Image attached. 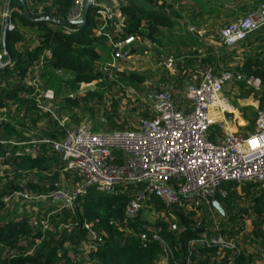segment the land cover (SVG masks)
Masks as SVG:
<instances>
[{
	"label": "trees",
	"instance_id": "1",
	"mask_svg": "<svg viewBox=\"0 0 264 264\" xmlns=\"http://www.w3.org/2000/svg\"><path fill=\"white\" fill-rule=\"evenodd\" d=\"M213 1L211 13L216 6L218 12H230L227 18L229 15L257 10L264 3V0ZM26 2L34 19L49 16L68 20L75 0ZM198 3L203 5L202 0H118L117 11L123 24L116 30L114 39L120 41L131 36L140 37L143 45L140 50H134V56L156 52L162 61L173 57V72L165 65L162 67L160 81L164 85H151L149 89L169 87L174 103L179 108L183 104L181 101L186 85L209 68L216 74L235 70L246 79H260V92L249 88L245 81L238 83L241 94H253L258 102L253 120L255 123L260 113H264V50H261L264 48L262 46L260 52L246 53L241 62L231 69L228 66L231 53L226 51L223 55H216V52H221L220 46H203L200 42H185L182 45L177 42L183 39L177 38L178 30L184 27L181 21L183 14L192 12V8L197 9ZM7 9L12 29L7 33V55L4 56L9 64L0 70V264H159L162 256L166 255L162 242L169 250L170 264H251L264 259L263 250L249 253L246 249L252 236L264 242V189L255 184H244L243 187L248 188L244 194L237 190V185L229 184L226 186L228 198L219 200L225 215H218L232 221L236 215L241 219L245 217L251 221L252 227L251 231H245L246 222L241 228L232 227L231 223L221 227L222 235L233 239L242 248L239 255L231 251L224 252L225 259H222L216 247L199 241L205 233L208 238L217 234L212 228L213 222L204 211L200 214L196 210L176 208L177 232L170 230L171 224L175 222L173 219H157L151 224L152 231L143 227L144 221L141 220L125 223L126 208L139 191L138 186L123 185L111 195L97 194L98 191L93 189L80 199V211H57L51 205L47 210L37 208L30 213L28 206L23 204L22 211L16 213L15 200L6 202L7 196L20 193L33 197L50 196L59 191L62 181L77 180L75 172L64 171L61 155L54 151L52 145L40 142L34 154L23 152L22 155L20 150L25 151L30 147L26 143L34 139L60 141L65 138L69 127L78 126L87 118L99 123L94 126L97 133L135 130L136 124L121 115L120 107L125 95L122 84L125 87L132 85L143 93V88L148 87L150 70L143 74L118 71L116 79H110L102 71L103 63L110 59L111 48L107 38L96 33L99 23L95 8L91 9L84 26L31 22L24 17L20 0H0L2 14ZM193 13L198 16L197 11ZM2 29L0 21V54L4 53ZM255 34V40L263 43L264 28ZM47 51L52 56L45 57L41 64V58ZM94 83V90L80 93L83 85ZM46 90L54 91L57 99H64V105L72 118L71 126H61L48 107L41 108L38 99ZM136 96H129L131 101L128 105L141 119L150 118L148 109ZM98 115L103 118L98 119ZM41 120L44 125L34 135V131L38 132L37 123ZM216 135L220 138L225 136L217 130L211 139L215 140ZM12 142L26 145L18 146ZM114 155L119 164L125 162L120 151L114 152ZM149 203H155L159 206L158 211H161L159 200L154 199ZM46 219L49 226L43 232L42 222ZM85 222L102 238L93 258L85 253L83 245L88 240ZM143 231L150 238L156 233L159 239H151L148 244H143L139 239ZM236 234H241L242 238Z\"/></svg>",
	"mask_w": 264,
	"mask_h": 264
},
{
	"label": "built area",
	"instance_id": "2",
	"mask_svg": "<svg viewBox=\"0 0 264 264\" xmlns=\"http://www.w3.org/2000/svg\"><path fill=\"white\" fill-rule=\"evenodd\" d=\"M84 2L75 0L69 20L82 19ZM93 8L99 23L96 33L107 38L111 48L110 59L103 63L102 71L110 79H116V72L121 71L120 64L134 57V50H140L143 44L138 36L115 41V32L123 20L104 0H94ZM263 28L264 3L257 10L226 25L219 33V43L227 50L232 49ZM216 55L219 56V52ZM4 56V53L0 54V63L9 64ZM51 56L52 53L47 51L41 58V64L45 57ZM164 65L173 71V57L166 60ZM196 80L198 83H188L185 87L189 107H177L169 87L152 89L147 97L141 98L151 117L140 119L133 131L97 133L92 124L82 122L78 126L69 127L65 138L60 141L34 139L26 143L30 147L25 151L20 150L22 155L23 152L34 154L40 142L52 145L54 151L61 155L65 164L64 171L75 172L77 180L62 181L59 191L50 196L33 197L20 193L7 196L6 202L15 200L16 213L22 211L23 204L33 205L29 211L31 213L39 208L36 204L46 201L55 206L57 211H80V199L93 189L111 195L123 185L138 186L139 191L126 208L125 223L141 220L148 223L145 227L152 231L151 224L157 219H173L175 222L171 224L170 230L177 232L176 208L196 210L200 214L204 211L211 216L217 234L208 238L205 233L199 241L216 247L222 259H225L226 251L239 255L242 248L238 243L222 235L217 220L221 212L214 205L219 202L223 207L219 200L228 198L226 186L229 184H235L238 188L244 184H255L264 189V113H260L253 131L241 134L229 132L228 122L236 121V113L232 103L223 96V89L226 85L245 81L249 88L260 92L262 82L254 77L246 79L235 70L216 74L212 68L202 71ZM55 98L54 91L46 90L40 94L38 103L41 108H45ZM53 114L61 126L68 125L67 118ZM217 130L225 136L220 138L216 135L215 140H212L211 136ZM116 151L121 152L125 160L123 164L118 163L114 155ZM154 199L161 202V211H158V205L149 203ZM16 204L20 210L15 209ZM48 226L49 221L46 219L42 222L43 232ZM84 227L88 232V240L83 242L85 253L93 258L102 238L92 230L88 222H85ZM139 239L143 244H148L151 239L159 238L156 233L150 238L143 231ZM162 244L166 255L162 256L160 262L170 264L169 250L164 242ZM251 264L264 263L256 261Z\"/></svg>",
	"mask_w": 264,
	"mask_h": 264
},
{
	"label": "rangeland",
	"instance_id": "3",
	"mask_svg": "<svg viewBox=\"0 0 264 264\" xmlns=\"http://www.w3.org/2000/svg\"><path fill=\"white\" fill-rule=\"evenodd\" d=\"M202 2H203V5L198 3V5L196 7L197 9H195V8L191 9L193 11L194 10L197 11L198 16H195L193 11L188 12V14L183 15V19L181 21L185 25V27L177 33V38L182 37L183 39L176 40L177 42H180L181 44L185 43V42H192L194 44H197V42H196L197 37L196 36H198L200 24L202 26L206 25V24H210L209 27L210 26L211 27L216 26L220 29L221 28L223 29L226 25L233 22L234 19H236L238 16V14L234 15V16L229 15L230 17L227 18L226 15L230 14V12L225 13V10H221L218 12V11H216L217 10L216 6H214L213 13H211L212 10H211L210 6L213 4L214 1L213 0H202ZM115 11H117V7H115ZM118 14H119V11H117V15ZM119 16H120V14L118 15V17ZM182 45H184V44H182ZM261 50H264V49H261ZM259 52H260V50H259ZM156 55H157L156 52L155 53L149 52L147 54H146V52H144L142 56L131 57L126 62H122L120 64V70L121 71H124V70L137 71V72L143 74V73L147 72L148 70H150L149 82L147 83L148 85H146L148 87L143 88L144 94L142 92H140L139 90H137L136 87H132V85H130V86L127 85V87H125L124 83L122 84L123 89L125 90V93H124L125 95L123 96V101L121 102V107H120L121 115L124 118H126V120L133 121L132 122L133 124H137L140 121L141 117H138L137 112L134 113L132 111V108L128 105L129 101H131V99H129L131 97H129V96H131V94H134V95H137V98L143 99L144 97H147V94H149L151 92L153 87H157V86L159 87L160 85H164V83L161 82L160 79L163 76L162 67H164L165 61H162ZM262 55H264V51H263ZM171 72H173V71H171ZM154 84H156V85H154ZM151 85H153V87L151 89H149ZM95 88H96V83L91 84V85H83L81 90H80L81 91L80 93L83 94V93H86L90 90H94ZM163 88H165V87H163ZM184 90H185V88H184ZM182 93H183V91H182ZM223 93L226 95V97L229 98L230 102L243 114L242 116L247 121V123H250V127H249L250 131H253L254 130V124H255V123H253V120L256 117V112H257V108H258V102L255 101L253 94L248 95V96H246V95L244 96V94H241L240 85H238V84L226 85L223 89ZM243 98L244 99H251V101L253 100L256 108H251V107L242 108V105H244L246 103V101H244ZM136 99H133L132 101H134ZM181 102H187L185 97H184L183 101H181ZM64 103H65V101L63 98H59V99L56 98L52 103L47 104L46 106H49L50 110L52 112L56 113L59 116V118H67L68 119L67 124H68V126H71L72 118L70 116V113L67 111ZM182 105H185V104H182ZM144 108H145V105H144ZM244 109L247 112L243 111ZM101 118H103V117L101 115H98V119H101ZM82 122L92 124L93 128H94V126L99 124L98 122L94 121L91 118H87V119L83 120ZM42 124H43V120L39 121L38 128H37L38 131L41 130L40 128H42V126H41ZM240 191L242 194H244L245 191L248 192V188H244L243 186H241ZM99 193L100 192H98L97 194H99ZM28 206H29V211H31L33 205L28 204ZM36 206H38L39 208H42L43 210H47L51 205L46 201V202H40V203L36 204ZM15 209L20 210V206L18 204H16ZM235 212H237V211H235ZM205 214L213 222L211 216L207 212H205ZM231 216H235V215L231 214ZM242 219L239 218L237 215L234 217L233 221L230 220L228 217H222L220 215L217 216V220L220 223L221 227H223V226L227 227V225L229 223H231L232 227L241 228L242 226H244V223L246 222L245 226H244L245 231H248V230L251 231L252 230L251 221L246 219L245 217ZM145 226H148V223H144L143 227H145ZM213 227H214V225H212V228ZM262 233L264 235V229H263ZM236 236L239 238L242 237L241 234H238V235L236 234ZM248 245H249V250L251 252L257 251L259 249L264 251L263 240L257 239L255 236H252V238H250V242ZM160 264H165V263L160 262Z\"/></svg>",
	"mask_w": 264,
	"mask_h": 264
},
{
	"label": "crops",
	"instance_id": "4",
	"mask_svg": "<svg viewBox=\"0 0 264 264\" xmlns=\"http://www.w3.org/2000/svg\"><path fill=\"white\" fill-rule=\"evenodd\" d=\"M109 6H111L112 8L115 9V7H117V3L118 1L117 0H104ZM178 10V8H176ZM255 8H251L250 10H254ZM257 9V8H256ZM249 10V11H250ZM255 11V10H254ZM117 12V11H116ZM249 13V12H248ZM248 13H239L237 18L234 19L233 22L241 19L242 17H244L245 15H247ZM119 15V14H118ZM185 15V14H183ZM216 15V14H215ZM3 20H4V13L2 14V12L0 11V21H2L3 23ZM232 23V22H231ZM184 25V24H183ZM210 24H206V25H201L200 24V27H199V33H198V36L197 39H196V42L197 43H201V45L205 46H211V45H218L220 46V49H221V52H220V55H223L226 51L231 53L230 55V62H229V67L232 69H234L237 64H239L243 58V56L246 54V53H249V52H252L254 53L255 51L259 50L262 46L264 48V42L262 43L261 41L259 40H255L257 39L256 38V34H253L247 41L243 42L242 44L240 45H237L236 47L232 48V49H229V50H226L225 48H223V46H221V44L219 43V33L220 31L222 30V28H218L216 26H210ZM185 27V25H184ZM182 27V29L184 28ZM181 30V29H180ZM178 30V32L180 31ZM205 34H203L202 32ZM177 32V33H178ZM224 65V64H223ZM197 77H194L189 83H198V80H196ZM223 96L225 98H227L229 100L228 97H226V95L223 93ZM185 97V95H184ZM186 99V97H185ZM244 99V98H243ZM244 101H246V103L244 105H242V108H245V107H251V108H256L255 104H254V101L251 99H244ZM248 101V102H247ZM230 102V100H229ZM183 104L185 105H182L183 107H189V102H183ZM232 106L234 107V110L236 111V115H235V120L234 122H228V126H229V132L231 133H235V132H238V133H245V132H248L250 131L249 129V123H247V121L244 119V117L242 116L243 114L232 104ZM245 111V109L243 110ZM6 116V114H5ZM4 116V117H5ZM7 117V116H6ZM8 118V117H7ZM12 120V119H11ZM38 124L37 123V128H38ZM44 123L41 125L43 127ZM40 126V125H39ZM40 126V127H41ZM42 129V128H40ZM40 131L36 132L34 131V135H37V133H39ZM240 193V188L237 189ZM224 215H225V212H224ZM252 228V227H251ZM246 249L250 252V253H253V252H257V251H261L260 249L257 250V251H253L251 252L249 250V245L246 246ZM260 263H264V259L259 261Z\"/></svg>",
	"mask_w": 264,
	"mask_h": 264
},
{
	"label": "water",
	"instance_id": "5",
	"mask_svg": "<svg viewBox=\"0 0 264 264\" xmlns=\"http://www.w3.org/2000/svg\"><path fill=\"white\" fill-rule=\"evenodd\" d=\"M20 1L23 5V15L27 20L34 22V23H36V22H50V23L60 25V26H67V25L84 26L87 23L88 15H89L91 9L93 8V2H94V0H85L84 7H83L82 19L77 20V21H73V20H69V19L68 20H58V19H55V18H52L49 16H43L39 19H34L30 15L26 0H20ZM2 26H3L2 44H3V48H4V55H7L6 37H7L8 31L12 29V26L10 23L9 9H7L5 14H4V20H3ZM7 65H8V63H0V70ZM214 206L217 210H219V212L224 214V209L219 202H216Z\"/></svg>",
	"mask_w": 264,
	"mask_h": 264
}]
</instances>
